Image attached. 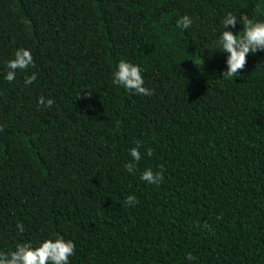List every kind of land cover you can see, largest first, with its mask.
Here are the masks:
<instances>
[{
  "label": "trees",
  "instance_id": "obj_1",
  "mask_svg": "<svg viewBox=\"0 0 264 264\" xmlns=\"http://www.w3.org/2000/svg\"><path fill=\"white\" fill-rule=\"evenodd\" d=\"M259 2L0 0V250L57 235L71 264H264V53L226 81L206 51L224 12L258 16ZM20 48L34 66L10 84ZM121 59L152 96L113 86Z\"/></svg>",
  "mask_w": 264,
  "mask_h": 264
},
{
  "label": "clouds",
  "instance_id": "obj_2",
  "mask_svg": "<svg viewBox=\"0 0 264 264\" xmlns=\"http://www.w3.org/2000/svg\"><path fill=\"white\" fill-rule=\"evenodd\" d=\"M258 16L246 18L244 14H235L226 11L218 21V27L214 38L209 44L208 55H218L223 58V69L221 77L230 81L240 74L245 68L248 57H254L257 53H264V0L256 5ZM194 25L193 17L186 14H177L175 29L181 35L190 32ZM239 26V27H238ZM31 66H34L33 56L29 50L20 48L13 54V58L5 62L4 80L13 83L18 72L26 73ZM145 68L139 63H133L128 59H121L111 72V82L117 89L139 96H152V89L145 87L143 73ZM37 80V74L33 72L30 76L25 75V87L32 85ZM90 94L85 96L89 99ZM38 103L44 107H51L52 99L42 96ZM141 145L128 150L132 162L125 165L128 174H133L136 163L141 160ZM150 155V149L146 150ZM140 179L148 184H159L163 181L162 171L155 174L151 169H146L140 174ZM138 203L134 195L125 198L127 207H133ZM17 232L23 233V224H17ZM76 245L71 240L54 235L44 238L36 243L18 242L14 249L7 251L0 250V264H71V258L75 255ZM186 259L192 261L194 257L189 254Z\"/></svg>",
  "mask_w": 264,
  "mask_h": 264
}]
</instances>
